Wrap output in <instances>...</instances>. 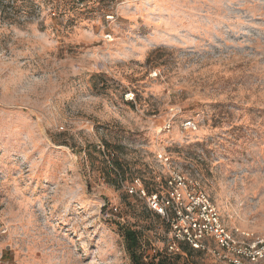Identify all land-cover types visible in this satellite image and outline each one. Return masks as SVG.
Instances as JSON below:
<instances>
[{"label":"rangeland","instance_id":"rangeland-1","mask_svg":"<svg viewBox=\"0 0 264 264\" xmlns=\"http://www.w3.org/2000/svg\"><path fill=\"white\" fill-rule=\"evenodd\" d=\"M17 5L0 18V264H131L119 224L167 252L124 189L160 191L163 153L227 229L264 237V0Z\"/></svg>","mask_w":264,"mask_h":264},{"label":"built area","instance_id":"built-area-1","mask_svg":"<svg viewBox=\"0 0 264 264\" xmlns=\"http://www.w3.org/2000/svg\"><path fill=\"white\" fill-rule=\"evenodd\" d=\"M183 127L195 129L190 120ZM157 161L166 175L160 191L147 194L139 180L124 189L169 225L167 252H179L178 243H186L204 254H217L227 264H264V237L227 229L197 183L175 168L166 154H158Z\"/></svg>","mask_w":264,"mask_h":264},{"label":"trees","instance_id":"trees-1","mask_svg":"<svg viewBox=\"0 0 264 264\" xmlns=\"http://www.w3.org/2000/svg\"><path fill=\"white\" fill-rule=\"evenodd\" d=\"M19 8L20 7L17 5V0H0L1 20L5 21L9 19L11 15H16V10H18ZM113 165H115L114 169H111L105 163L103 171L106 176H112L114 181L120 185L124 180L123 171L118 162L113 160ZM144 190L147 194L158 192L153 190L150 191L146 188H144ZM145 208L153 216L162 220L165 225L168 226L169 229V225L160 216L148 210L146 206ZM118 229L121 232L124 243V249L128 255L131 264H197L195 262V258L199 255H204L203 252L192 249L186 243H178L179 252H155L154 255L148 257L145 256V250L143 248V235L141 234V231H137L130 226L120 224L118 226ZM147 257L149 258V260H146Z\"/></svg>","mask_w":264,"mask_h":264}]
</instances>
